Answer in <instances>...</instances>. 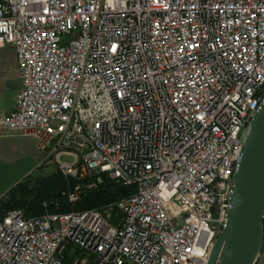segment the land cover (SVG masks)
Returning a JSON list of instances; mask_svg holds the SVG:
<instances>
[{
    "label": "built area",
    "instance_id": "1",
    "mask_svg": "<svg viewBox=\"0 0 264 264\" xmlns=\"http://www.w3.org/2000/svg\"><path fill=\"white\" fill-rule=\"evenodd\" d=\"M22 85L5 130L78 179L134 187L104 209L12 208L0 264H206L243 132L264 99V0H0Z\"/></svg>",
    "mask_w": 264,
    "mask_h": 264
},
{
    "label": "water",
    "instance_id": "2",
    "mask_svg": "<svg viewBox=\"0 0 264 264\" xmlns=\"http://www.w3.org/2000/svg\"><path fill=\"white\" fill-rule=\"evenodd\" d=\"M7 85L20 89L18 77ZM225 221L206 264H256L264 247V99L242 138Z\"/></svg>",
    "mask_w": 264,
    "mask_h": 264
},
{
    "label": "trees",
    "instance_id": "3",
    "mask_svg": "<svg viewBox=\"0 0 264 264\" xmlns=\"http://www.w3.org/2000/svg\"><path fill=\"white\" fill-rule=\"evenodd\" d=\"M77 183V178L62 174L57 167L45 175L29 173L0 197V218L12 208H21L27 215H38L45 211L66 212L72 208L104 209L108 204L134 192L133 186L124 185L103 174L95 187L82 192L75 204L71 205L67 192Z\"/></svg>",
    "mask_w": 264,
    "mask_h": 264
},
{
    "label": "crops",
    "instance_id": "4",
    "mask_svg": "<svg viewBox=\"0 0 264 264\" xmlns=\"http://www.w3.org/2000/svg\"><path fill=\"white\" fill-rule=\"evenodd\" d=\"M19 77L18 66L15 56L14 48L11 44H5L0 47V116L7 114L15 104V97L19 89H12L7 85ZM24 136L15 131L5 130L0 136V194L4 190L15 185L20 181L23 175L26 176L30 172L31 165L34 161L27 164H22L18 159L19 144L17 139ZM35 142V140H34ZM37 149H40L36 146ZM42 150V149H40ZM47 153L45 159H48V151L42 150ZM42 163L40 164V167ZM21 178V179H20ZM264 264V259H263Z\"/></svg>",
    "mask_w": 264,
    "mask_h": 264
},
{
    "label": "rangeland",
    "instance_id": "5",
    "mask_svg": "<svg viewBox=\"0 0 264 264\" xmlns=\"http://www.w3.org/2000/svg\"><path fill=\"white\" fill-rule=\"evenodd\" d=\"M17 143L19 144V151H20L17 154L18 159H20L19 162H21L22 164L28 165L30 162L34 161L31 165L29 173H32L34 175H45L49 173L50 171H52L54 168H56V164L53 161V159L51 157L48 159H45L47 156V153L40 149H37L34 145L35 142L32 138L19 137L17 139ZM41 163H42V166L40 167ZM24 176L25 175H23L21 178H23ZM13 185L7 187L4 190V192L0 194V197ZM263 259H264V247L262 248L261 255L256 264H263Z\"/></svg>",
    "mask_w": 264,
    "mask_h": 264
}]
</instances>
